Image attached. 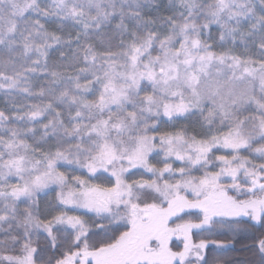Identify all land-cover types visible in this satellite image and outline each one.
Segmentation results:
<instances>
[{
    "label": "snow or ice",
    "instance_id": "obj_1",
    "mask_svg": "<svg viewBox=\"0 0 264 264\" xmlns=\"http://www.w3.org/2000/svg\"><path fill=\"white\" fill-rule=\"evenodd\" d=\"M0 94V264H264V0H0Z\"/></svg>",
    "mask_w": 264,
    "mask_h": 264
},
{
    "label": "trees",
    "instance_id": "obj_2",
    "mask_svg": "<svg viewBox=\"0 0 264 264\" xmlns=\"http://www.w3.org/2000/svg\"><path fill=\"white\" fill-rule=\"evenodd\" d=\"M50 28H54V26L50 25ZM0 101H2V94H0ZM54 195H55L54 192H50L49 198L54 197ZM77 214L84 215L85 219H90L94 215L92 213H86L85 210H81ZM99 222L103 223L104 221H99ZM226 238H227L226 236L219 237V239H226ZM234 240L235 243L233 249L227 252L224 256H222V259L224 261H231L232 264H237V262L244 261L245 259H251L252 258L251 253L244 252L242 250L244 245L251 244V233L241 232L234 238Z\"/></svg>",
    "mask_w": 264,
    "mask_h": 264
}]
</instances>
